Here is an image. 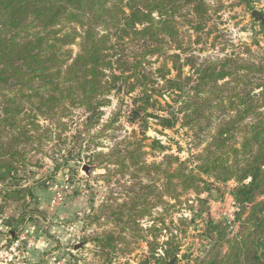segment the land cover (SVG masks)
Segmentation results:
<instances>
[{"label":"trees","instance_id":"obj_1","mask_svg":"<svg viewBox=\"0 0 264 264\" xmlns=\"http://www.w3.org/2000/svg\"><path fill=\"white\" fill-rule=\"evenodd\" d=\"M206 11L205 0H0V183L18 179L14 163L21 145L41 129L61 127L73 109H82L89 127H96L110 94L128 96L127 117L143 132L149 116L162 130L180 122L194 136V147L201 146L182 159L152 139L162 153L151 164L159 200L179 201L191 191L207 218L211 244L201 255H183L186 264H264V58L241 63L225 54L198 60L178 26L186 19L201 30ZM115 153L107 163L149 167L139 160L141 147ZM204 176L234 183L238 228L230 238L200 197ZM142 210L135 215L148 214ZM138 217L130 220L144 230L139 238L148 256L156 264H175L178 236L170 233L159 242L163 217L161 225L145 228ZM104 236L110 244L112 233Z\"/></svg>","mask_w":264,"mask_h":264},{"label":"rangeland","instance_id":"obj_2","mask_svg":"<svg viewBox=\"0 0 264 264\" xmlns=\"http://www.w3.org/2000/svg\"><path fill=\"white\" fill-rule=\"evenodd\" d=\"M205 2L201 30H194L186 19L178 26L198 60L228 54L241 63L261 62L264 21L255 19L252 11L264 17V0ZM158 64L154 62L155 67ZM184 71L189 70L185 67ZM122 97L109 95L110 103L101 108V123L96 127H89L82 109H73L63 117L64 125L53 126L50 132L41 129L36 138L21 145L20 160L14 163L18 179L0 183V264H156L148 256L146 242L139 238L144 230H138L130 220L138 217L136 213H144L142 209L148 212L138 217L144 228L161 225L158 219L163 217L166 229L159 242L167 240L170 233L178 236L179 260L175 264H186L183 255H201L209 248L207 218L203 206L194 200L195 194L190 191L179 201L165 196L164 204L158 198L160 181L151 165L162 156L152 139L167 147L165 153L182 159L201 146L194 147V136L180 122L162 130L149 116L143 132L137 121L127 117L130 99ZM130 145L145 151L139 160L149 164L148 168H139L140 163L127 168L107 163L115 159L117 150ZM203 179L206 186L200 197L207 200L210 218L227 226L226 237L230 238L238 228L230 194L234 183L216 182L208 176ZM55 187L65 196L60 203L51 204ZM181 217L186 222L180 221ZM109 231L112 238L107 244L104 234ZM146 238L152 240L151 233Z\"/></svg>","mask_w":264,"mask_h":264},{"label":"built area","instance_id":"obj_3","mask_svg":"<svg viewBox=\"0 0 264 264\" xmlns=\"http://www.w3.org/2000/svg\"><path fill=\"white\" fill-rule=\"evenodd\" d=\"M54 190L55 191L51 197L50 202H51V204H58L64 199L65 194L63 193V191L56 189V187ZM233 204H234V202H233Z\"/></svg>","mask_w":264,"mask_h":264},{"label":"water","instance_id":"obj_4","mask_svg":"<svg viewBox=\"0 0 264 264\" xmlns=\"http://www.w3.org/2000/svg\"><path fill=\"white\" fill-rule=\"evenodd\" d=\"M252 16H254L255 19H259L261 22L264 21V17L262 16V14H261L260 12L256 11V10H253V11H252ZM84 170H85L86 173H87V166H86V165H85V167H84ZM76 248H77V247H76ZM173 262H174V259L170 260L167 264H173Z\"/></svg>","mask_w":264,"mask_h":264}]
</instances>
